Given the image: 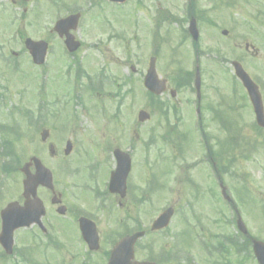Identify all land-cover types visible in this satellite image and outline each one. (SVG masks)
I'll return each mask as SVG.
<instances>
[{"label":"flooded vegetation","instance_id":"1","mask_svg":"<svg viewBox=\"0 0 264 264\" xmlns=\"http://www.w3.org/2000/svg\"><path fill=\"white\" fill-rule=\"evenodd\" d=\"M44 1L45 15L52 14L53 17V23L48 25L44 37L48 44L47 72L50 73L55 70L56 66L62 62H66V65L69 66L67 76H64L65 78L61 76L60 83L55 86L54 81L48 76L45 83V105L47 109L49 110L51 107L52 89L54 87L56 89L61 88V97L55 92L56 105L60 104L62 97L77 95L82 103L84 113L92 117L91 120L96 131L112 132V129H115L118 133L115 137L124 141H132L131 132L134 126L131 123L128 108L131 95V75L129 73L128 77L121 76L117 71H114L113 66H117L120 71H124V69L130 71L129 48L127 46L130 41L123 37L125 34H114L116 32V17L122 20L118 26L122 24L128 31L131 28H137L139 31L142 27L146 28V39L143 46L147 49L158 47L162 42V37L158 36L163 27L164 19L175 18L177 19L176 23L182 25L180 28L182 44L189 43L193 53L201 54V51L208 53L207 48L210 42L215 41L216 43V40L221 38L229 39L231 50L238 51V22L234 17L228 22L224 20V23L229 26L227 27L229 30L223 29L219 35L211 34V9L210 6H206L209 0H188L186 5L181 2L178 7L179 12L178 10L169 12L167 9L163 12L161 0H156L150 5L147 4L146 0H134L135 3L129 0L123 4H115L109 0H87L88 6L78 3L73 9H67L65 0ZM74 14H79L80 17L77 28L72 26L62 32L54 30L57 22ZM140 14L144 16L143 22L137 19ZM192 23H195L198 28V42L194 40L188 28ZM71 37H73V44L79 47L74 53H70L66 47V41ZM255 37L258 39V44L264 45V33L258 32ZM136 38L135 36L134 40ZM116 42L125 50L124 57L117 63L112 59L113 57L111 58V55L108 56ZM201 45L203 50H201ZM251 48L255 49L254 46L246 43L244 51L250 52ZM89 52L92 58L90 56V66L87 67ZM208 54L206 56H209ZM133 71L136 72L135 69ZM174 87L176 85L170 83L167 91L161 97L153 102H149V98L146 97L148 102H145V108L154 115L157 121V130L155 127L150 130L154 134L150 135L148 144L153 145L154 140L155 143L158 140L161 144L160 148H164L161 149L172 150L170 156L164 155L160 159L157 158L155 164L149 163L148 157L144 156L141 158L142 161L138 163L135 160V155L140 149L136 145L135 147L138 148L131 152L132 166L127 179V191L123 196L122 193L112 194L108 192L110 178L117 167L116 161L107 157H97L95 161L78 170V178H81L79 188L82 191L83 199L88 204L73 210L69 207L66 198L62 196V206L66 205L67 214L72 217L73 222H76L77 229L80 230L79 221L85 218L95 225L101 249L104 240L109 243L107 262L118 241L137 232H146L145 201L148 194L146 190L144 191V187H147V181L152 182L153 179L155 180L154 186H157L159 182V190H168L170 187L172 203L176 211L180 213L196 212L198 217V212L208 210L213 212V220L207 233L202 230L205 233L204 242L208 251L216 252V254L223 252L226 250L227 244H232V240L238 241V238H241V235L236 233L234 237H229L228 240L227 236L223 234L226 220L224 226L222 220L225 218L226 209L229 206L237 212L233 201L228 203L226 196L227 161L220 148V132L225 129V119L228 117L227 108H223L225 99L217 96L221 101L215 103L211 102L212 98H209V93H205V91L199 99L196 92H184L181 87H178V90L173 93L171 88ZM193 89H195L194 83ZM213 95L215 96V93ZM93 104H97L102 110L100 121L94 120L96 115L92 112ZM63 122H69L66 124L68 125L66 129L73 133L71 139H67L65 143L71 141L74 149L87 145L99 149L102 146L103 143L95 139V134L93 136L81 131L84 128L83 124L73 115L58 112L54 124L58 129H62ZM235 123L238 126V116ZM147 125L149 123L135 125L133 130L136 133L137 129L143 130ZM133 137L138 141L140 140V136L137 134L136 137L134 135ZM148 144L142 148L145 152ZM235 153H238V150ZM235 156L238 164V154ZM106 164L111 169L107 180L100 179L98 175L95 176ZM136 167L139 170V174L135 176L138 178V186L131 182ZM236 169L234 179L238 186V167ZM154 170L157 171V174ZM97 183L99 186L96 185ZM85 194H87V199H85ZM132 195L133 198H131ZM165 232L161 231L157 234L163 237L169 236L164 234ZM79 234L81 236L80 231ZM151 235H155V233H151ZM246 238L251 242V237L247 236ZM158 248L160 251L156 248L157 254L165 249L168 254L166 258L164 255L161 257L159 255L158 264H163V260H166L167 264H178L179 247L177 244L172 242L166 248L161 245ZM136 249L140 253L148 252L147 245H142V243L137 244ZM220 261L226 263L225 258L218 262Z\"/></svg>","mask_w":264,"mask_h":264},{"label":"rangeland","instance_id":"2","mask_svg":"<svg viewBox=\"0 0 264 264\" xmlns=\"http://www.w3.org/2000/svg\"><path fill=\"white\" fill-rule=\"evenodd\" d=\"M65 1L68 4L76 2L86 6L82 3L83 0ZM146 1L147 4L150 5L156 0ZM181 1L182 0H161L163 12L166 11V9L169 12L177 11ZM38 3H41V5L38 6ZM225 3L232 5V7L224 6L223 4ZM43 4V0H38V2L34 4L17 5L15 7H12L5 2H1L0 4V131L1 127L19 124V132L24 137L22 141L19 140L20 142L16 143L14 147L11 144L10 148H6L4 146L5 143H3L4 135L0 133V212L9 203L15 200H21L22 182L24 177L20 172H18V170L26 162H28L31 157L39 158L43 164L53 172L56 190L65 196L67 203L73 207V210L88 204V202L84 200L80 194H78L82 192L80 188L78 187L76 190L77 184L81 183L79 182L81 178H78L77 173H73L77 172L76 168L81 166V164L78 163L79 159H77L78 153L72 154V156L67 159L66 163L62 162V160L65 159L64 150L66 144L61 141L72 137L73 133L56 130L55 128L48 126L47 123L45 128L51 130V137L47 144H42L40 141L41 130L36 131V129H33L32 126L26 122V119L22 115L18 114L20 110H26L28 113L32 114L34 119H37L38 117L36 114L38 98V91H36V88L42 89L44 69L36 70L35 67L32 66V62L28 54H24L22 52L23 41L21 38L30 37L34 40L44 39L46 35L45 29L48 25H50V23H52L53 17L52 14L47 16L44 15V9L42 8ZM207 4L208 5L206 6H210L211 9V34L219 35L221 30H229V28H227L229 26L224 23V20L228 22L231 18L236 16L234 19L238 22V51L231 50V47L229 46V39H223L221 37V39L216 40V43L215 41L210 42V45H208L207 48L211 54L210 57L219 63L222 62L221 57H226L227 60L223 63L225 64L224 66H226L227 73L225 67L223 65L221 66V64L219 67H216L213 64L204 62L203 66H200V69L207 87L206 91L209 93L208 97L212 98L211 102L216 103L221 101V99L217 97L220 96L225 99L223 108H227V115L235 117L236 114H238V129L236 126L231 127L230 129L234 128L232 131L243 135L246 140L242 141L241 144L238 142V146L234 149V151L238 149V153L232 154L235 159V155L238 154V164L236 163L231 167V173H228L227 175V183L230 184L233 194L235 195L236 193L237 201L239 200L242 204V209L239 208L240 213L245 215L246 218L244 216L242 217L249 231L253 237H258L260 240L264 241V134L262 133L258 135L252 129L254 122L251 110L252 108L245 98V92L241 89L239 84L234 83L231 78L234 76L231 63L238 58V61L243 63L244 68L250 74L251 78L256 82L258 81L256 77L260 79L264 88V45L258 44V39L255 37L258 33L257 30L264 32V0H209ZM138 18L140 21L142 20L141 22H143L144 16L142 14H140ZM118 23H122V20L116 17V32L114 34H125L123 37L130 41L127 45L129 48L130 71L127 69L120 71L117 66H113V68L114 71H117V73L121 76L124 75L128 77L130 73L131 81L134 82L133 87L135 90L130 96L128 108L131 123L135 124L139 111L146 107V103L141 99V79L146 72L145 70L149 66L150 58L153 57V55L149 52L147 47L145 48V46H143V42L146 39V28L142 27L140 31L137 28H131L128 31L124 28V26H122V24L118 26ZM181 27V23H172L170 25L165 24L159 31L158 36H163V38L165 37L163 42H161L158 47H153V49L157 51L156 53L159 54L157 57V71L162 79H167L169 82L174 81L179 70H184L185 72H193L195 70V65H192V61L190 59L191 55L189 56L190 58L188 57V48L183 44L182 47H179L174 41L176 39L179 43L182 37L180 38V36H176L175 39H173V35L178 33ZM168 31H172V37L171 35H168ZM135 36L137 37L136 40H134ZM246 43L254 46L255 49H250V52L246 53L244 51ZM13 51L15 53H20V56L15 58L12 55ZM110 51L111 53H109L108 56L110 57L111 55V58L113 57L112 59L115 60V63L120 61L125 55L124 47L118 46L117 42L113 44ZM256 53L257 55H254ZM90 56L91 54L89 52V60L86 63L87 67L90 66ZM65 68H63V70H65ZM132 68L136 69L135 73L131 71ZM60 77V70L58 69V66H56L53 74L54 86L60 83ZM231 89H238V100L231 97L237 96L231 94ZM54 92L61 97V88L56 89L54 87ZM214 93L215 96L213 95ZM262 95L264 101V93H262ZM65 102H69V100H66ZM59 109L62 110V107L59 106ZM68 110L70 113L74 111L79 115L83 114L82 106H75L74 103L66 108V112ZM92 112L96 115L94 120L100 121L102 110L97 104L92 105ZM23 113L25 114V112ZM91 118L92 117L89 116V114H85L84 116H81L80 119H77L82 122L83 127L85 128L81 131L93 136L95 134V139L99 140L103 144L99 147V149L91 145L82 147V151L80 150V152H83L82 156L84 154H89L90 157H92V160L94 155L104 158L108 155V157L112 158L111 151L113 150H106L105 147L107 146H105V144L107 141H112L114 133L118 134L117 131L115 129H112V133L110 131H96ZM225 123L226 125H231L232 121L226 117ZM43 124H45V120L40 121L38 128ZM156 125V118L152 114V120L149 122V125L145 126L143 130L138 129L139 133L133 132L135 136L136 134L140 136V140L137 142L140 150L135 155V160L138 163L142 161L141 158L144 156L148 157L147 160L149 163L155 164L156 160L160 159L161 156L171 155V149L163 150L164 148L161 147L163 148L161 149L160 144L156 145L157 142L155 145L151 144L152 146L148 144L150 141V135L154 134V132H151L150 130L154 127L157 130ZM218 135L219 133L217 134V137ZM231 136L235 135H229L228 132L223 131L220 133V141L228 142L231 140ZM8 138L9 137H7V139ZM9 139L12 141L11 138ZM115 140L116 142H114V145H117L122 149L128 148V143H126V141L119 138H115ZM49 143H54L56 147L57 154L55 158H52L49 155ZM145 144H148L146 152L142 149ZM226 156V159L230 158L231 153ZM228 162L232 165L234 160L230 158ZM82 165H84L83 162ZM237 167L239 177L238 186L237 182L233 180L234 177H232V175H234L237 171ZM6 168H9V170L11 168V170L6 172ZM154 171L157 174V171ZM110 172L111 169L106 164L102 166L99 173L95 174V176L98 175L100 176V179L107 180ZM138 174L139 170L136 167L132 175L133 179ZM132 182L135 186L139 185L138 178H135ZM96 185L99 186V183ZM158 185L153 189L152 187H144V191L146 190V193L148 194L145 201L146 209H148L152 204L155 205V210L147 212V225L150 223L151 219L154 218V214L161 205L163 207L173 202L172 196L165 197L164 193L166 194V191L159 190ZM161 194L163 197H161ZM39 196L44 200L48 209L49 214L45 219L44 224L48 229V235H50L49 237L54 239V243L46 249H40L37 246V242L29 244L30 235L39 237L42 242V247L49 243V238H45V236L36 228H31L16 233L15 241L17 251L26 252L28 257H30L33 261L30 264H88L89 260L91 262L90 264H104L102 253H104V251L108 248L107 242H105V240L103 241L102 251L99 254H96L95 256H87L86 247L84 245L82 246L81 243H78V231L73 224L72 219H68L69 215L64 218L58 217L50 204L51 198L47 195V193L41 190L39 192ZM198 213L199 219H197V222L200 223V229L205 230L204 232L207 233L210 223L213 220V212L208 210ZM232 218L233 213H231V211H227V213L225 212V218L222 220L223 226L226 219L230 223ZM223 229V234L226 236H232L234 233L231 226H228V230L225 226ZM173 230L175 232H179V234L184 231V225L182 224L180 217L174 221ZM191 237H193L192 233ZM26 238H28V240L25 242ZM187 238L188 234L183 240H186ZM193 241L195 243L197 242L195 238H193ZM150 242H155L156 244L162 243V241L158 238H152L151 240L147 239L145 243L149 244ZM184 248L189 249L187 246ZM192 250L193 252L190 253V258L194 260L196 264H216L212 263V261L218 262L219 260H222L216 257L215 260L210 261L200 251L198 252L195 248ZM147 256L148 255L144 253L141 255L139 254L137 258L142 260ZM155 257L157 256L155 255ZM228 257L229 260H226V263L225 261H220L218 264H238L241 260L242 264H256L251 257L246 259L245 256L241 254L236 255L234 253L231 256L228 255ZM17 263L24 264L22 260L16 257L9 261H3L0 259V264Z\"/></svg>","mask_w":264,"mask_h":264},{"label":"water","instance_id":"3","mask_svg":"<svg viewBox=\"0 0 264 264\" xmlns=\"http://www.w3.org/2000/svg\"><path fill=\"white\" fill-rule=\"evenodd\" d=\"M26 45L34 57V62L38 65H41L44 62V57H45V48L43 46V43H33L32 41L29 40L27 41ZM236 71L238 77L241 79V81L243 82L244 86L247 88L250 94V97L254 104L255 112L257 114L258 124L264 127V109L262 105L261 96L258 92V88L253 84V82L250 80L248 75L243 71L240 65L236 66ZM155 75H156L155 69L154 66H152L146 84L147 87L154 92L156 91L155 81L153 80V77ZM197 85L199 86V80L197 82ZM32 163H34L36 167L37 170L36 175H32L29 171L31 163L27 164L22 170L26 175V180L24 181V190H25L24 196L27 199V202L25 204V207H20L17 203H14L9 205V207L2 213L3 231L0 237V241L2 245L5 247L6 252H8L9 254L12 253L13 235L15 230L24 226H30L32 223L37 221L40 222V218L45 214L43 204L37 198L38 187L45 186L49 189H53L51 173L44 168V166L39 160L33 159ZM31 197L34 198V201L30 200ZM53 203L56 202L53 201ZM19 208L22 209L23 212H21ZM239 228L243 232H245V228L241 221L239 222ZM86 229L87 228L84 229L85 236L89 242H92V236L89 234V232ZM135 238H132L129 241H127L128 245L133 246V240ZM254 250L259 263L264 264V244L256 242L254 246ZM132 259H133V252L131 250L130 254L122 261L116 258V261H114L112 264H137V263H133Z\"/></svg>","mask_w":264,"mask_h":264}]
</instances>
